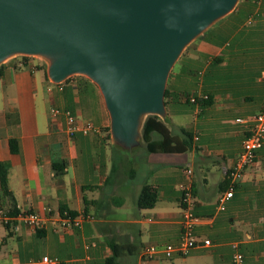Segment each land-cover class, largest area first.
I'll list each match as a JSON object with an SVG mask.
<instances>
[{
    "label": "crops",
    "instance_id": "obj_1",
    "mask_svg": "<svg viewBox=\"0 0 264 264\" xmlns=\"http://www.w3.org/2000/svg\"><path fill=\"white\" fill-rule=\"evenodd\" d=\"M33 57L22 64L13 55L0 64V161L9 163L14 195L12 201L4 198L0 187V209L12 216L0 223V264H32L45 255L59 264H106L113 241L133 249L124 264H139L143 246L180 240L181 186L187 182L200 217L199 244L185 256L146 264H233L235 244L246 264H264V143L225 208L219 207L248 133L237 119L264 105V0H238L173 65L166 114L160 117L180 139L185 132L192 135L186 152H148L144 141L134 151L118 147L99 85L85 74L54 82L49 63ZM53 107L72 110L95 129L67 134L63 119L53 118ZM152 138L161 135L153 132ZM146 185L156 189L157 202L141 208L138 198ZM62 207L94 218L56 228L51 218ZM24 212L41 214L43 225H26L18 218Z\"/></svg>",
    "mask_w": 264,
    "mask_h": 264
},
{
    "label": "water",
    "instance_id": "obj_2",
    "mask_svg": "<svg viewBox=\"0 0 264 264\" xmlns=\"http://www.w3.org/2000/svg\"><path fill=\"white\" fill-rule=\"evenodd\" d=\"M238 0H0V64L49 59L48 74L95 81L114 140L139 144L144 115L165 116L169 73L184 48Z\"/></svg>",
    "mask_w": 264,
    "mask_h": 264
},
{
    "label": "built area",
    "instance_id": "obj_3",
    "mask_svg": "<svg viewBox=\"0 0 264 264\" xmlns=\"http://www.w3.org/2000/svg\"><path fill=\"white\" fill-rule=\"evenodd\" d=\"M209 95H203L202 99L206 100ZM198 98L191 97V101L197 102ZM51 114L55 119H63L65 125L64 129L67 134L74 135L81 131L89 133L95 129L91 121L81 119L70 109H62L53 107ZM244 123L248 128V133L242 141V149L238 157L229 171V190L226 191L219 199V207L225 208V201L233 195L234 187L237 182L243 179L246 169L251 165L256 158L257 150L264 143V105L263 108L249 117H241L237 119ZM191 173V170H188ZM182 196V233L178 243H168L163 246L145 245L141 249V262L139 264H146V261L156 257L171 258L176 255L185 256L194 247L199 244V237L195 233V226L200 222V217L194 212V205L196 197L193 190V185L190 182L184 183L181 186ZM26 225L32 228H39L43 225L44 217L37 212H24L18 215ZM91 214L71 215L69 213H59L58 216L52 217L51 220L56 228L68 229L80 225L85 219H93ZM12 220V216L7 214L3 209H0V223L8 224ZM211 240L205 239L204 245H210ZM235 252L233 255V264H246L244 254L234 245ZM32 264H59L55 257L49 255L43 256L39 260H35Z\"/></svg>",
    "mask_w": 264,
    "mask_h": 264
},
{
    "label": "trees",
    "instance_id": "obj_4",
    "mask_svg": "<svg viewBox=\"0 0 264 264\" xmlns=\"http://www.w3.org/2000/svg\"><path fill=\"white\" fill-rule=\"evenodd\" d=\"M16 56H21V63L27 64V60L30 55L18 54ZM168 94V89L166 88L165 97ZM158 132L161 135L160 139H153L152 133ZM186 137L180 139L178 136L173 135L171 130L162 120L160 115L149 114L143 121L141 136L146 144V150L148 152H171L179 153L186 152L191 148L192 135L185 132ZM11 149L13 152L18 151L17 141L15 139L11 140ZM118 147H122L120 144H116ZM116 164V163H115ZM9 163L0 161V187L1 193L4 198H9L14 200V195L9 187L8 179ZM157 202V191L152 186L146 185L138 198V205L141 208L153 207ZM61 213H69L71 215H78L77 212L70 210L66 207L61 208ZM112 254L106 259V264H124L123 257L126 252H133V249L129 245L119 244L116 242H111Z\"/></svg>",
    "mask_w": 264,
    "mask_h": 264
},
{
    "label": "rangeland",
    "instance_id": "obj_5",
    "mask_svg": "<svg viewBox=\"0 0 264 264\" xmlns=\"http://www.w3.org/2000/svg\"><path fill=\"white\" fill-rule=\"evenodd\" d=\"M16 55H18V54H16ZM35 57H33V59H36L37 61H38V63H49V59L48 58H46V57H44V56H41V55H34ZM147 117V114L146 115H144L143 116V118H142V124H143V121H144V119ZM142 124H141V128H140V131H142ZM140 141H143V139H142V136H140V138H139V143H140ZM139 145V144H138ZM138 145H136V146H134V147H137ZM132 148V149H127V148H124L123 146H122V148L123 149H125V151H126V149H127V151H134L133 149H139V148ZM139 147V146H138ZM132 164H130V166H128L129 168L130 167H132L131 166Z\"/></svg>",
    "mask_w": 264,
    "mask_h": 264
}]
</instances>
